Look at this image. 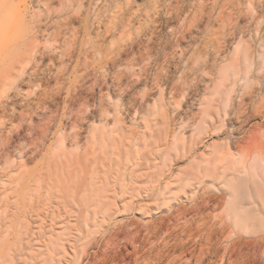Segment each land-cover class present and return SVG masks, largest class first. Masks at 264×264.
Returning <instances> with one entry per match:
<instances>
[{
  "label": "bare ground",
  "instance_id": "obj_1",
  "mask_svg": "<svg viewBox=\"0 0 264 264\" xmlns=\"http://www.w3.org/2000/svg\"><path fill=\"white\" fill-rule=\"evenodd\" d=\"M207 179L214 249L264 264V0H0L4 208L105 220Z\"/></svg>",
  "mask_w": 264,
  "mask_h": 264
},
{
  "label": "rangeland",
  "instance_id": "obj_2",
  "mask_svg": "<svg viewBox=\"0 0 264 264\" xmlns=\"http://www.w3.org/2000/svg\"><path fill=\"white\" fill-rule=\"evenodd\" d=\"M207 183L192 201L176 190L161 201L146 203L141 196L134 205L108 206L104 212L112 219L105 220H53L44 210L46 220L27 224L20 207L9 212L0 204V253L17 254L13 264H229V256L220 254L227 243L222 242L220 251L214 249L213 180ZM177 195L179 204L170 211Z\"/></svg>",
  "mask_w": 264,
  "mask_h": 264
}]
</instances>
